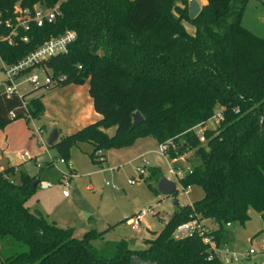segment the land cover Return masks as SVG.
<instances>
[{
    "label": "trees",
    "instance_id": "1",
    "mask_svg": "<svg viewBox=\"0 0 264 264\" xmlns=\"http://www.w3.org/2000/svg\"><path fill=\"white\" fill-rule=\"evenodd\" d=\"M59 1L0 0V12L11 18L17 3L52 7ZM187 1L64 0L54 22L21 32L27 42L0 40L1 59L13 64L51 37L76 33L67 54L43 65L55 77L66 76L51 89L88 82L102 118L57 142L64 159L73 147L88 143L91 160L102 164L104 151L152 137L159 145L169 143L170 159L193 153L179 183L204 191L198 201L179 207L146 249L136 250L126 240L105 241L95 229L77 238L73 229L31 212L27 202L39 177L25 174L16 184L9 179L14 167L0 170V264H223L209 259V247L197 233L176 232L195 219L208 220L216 225L210 235L220 246L233 243L227 224L246 223L251 209L264 222V37L242 24L248 0H202L193 21L185 14ZM184 21L194 24L195 34ZM35 91L0 94V130L18 119L30 122L28 114L43 116L42 96ZM217 108L223 120L201 142L192 129ZM136 112L144 122L134 127Z\"/></svg>",
    "mask_w": 264,
    "mask_h": 264
},
{
    "label": "rangeland",
    "instance_id": "2",
    "mask_svg": "<svg viewBox=\"0 0 264 264\" xmlns=\"http://www.w3.org/2000/svg\"><path fill=\"white\" fill-rule=\"evenodd\" d=\"M197 2L200 5L205 3L202 0ZM185 10L188 15V1ZM174 12L177 15V11ZM242 24L257 36L264 37V0H248ZM184 25L189 33L195 34L196 27L193 23L184 21ZM4 67L5 63L0 57V94L5 93L7 87ZM35 73L41 81L45 80L46 75L41 70L37 69ZM20 89L22 95L32 90L28 83ZM44 92L45 90L35 91L34 96H41ZM219 110L220 108L216 109ZM23 120H16L18 124L15 126L22 124ZM40 120L41 118L32 119L29 122L32 140H10L9 159L12 162L18 161L19 154H26L28 159L18 162L20 164L9 175V179L19 184L26 174L50 183L52 188L49 190L44 191L38 187L27 205L31 212L42 214L49 222H55L64 229H73L77 238H83L86 232L95 229L104 233L105 241L126 240L130 248L144 250L148 247V240L157 236L179 207L193 204L204 196L201 187L184 189L179 183V179L189 171L186 159L193 153L170 159L168 155L163 156L158 152L160 145L152 137L139 139L131 147L104 151L108 161L102 164L91 160L92 147L83 143L71 149L66 164L58 163L53 166L49 163L50 159L58 161L64 157L56 146L48 147L46 144L52 130L42 135V142L39 137L33 136L34 129L42 128ZM114 131L115 129H110L109 135H113ZM7 136L9 135L0 131V168L8 166L9 160H6L4 150ZM74 168L76 171H71ZM140 169L144 170L143 174ZM154 170L157 174L152 176ZM162 177L176 182L177 194L157 193L158 180ZM148 209H152L153 213H148L137 224L128 222L127 218H134ZM249 214L250 219L246 223L233 222L227 227L233 235V250L241 254L264 245L262 216L254 209ZM205 222L209 227H215L208 220ZM181 235L180 229L176 236ZM102 242L96 241L95 244L98 246ZM250 264H254L253 260Z\"/></svg>",
    "mask_w": 264,
    "mask_h": 264
},
{
    "label": "built area",
    "instance_id": "3",
    "mask_svg": "<svg viewBox=\"0 0 264 264\" xmlns=\"http://www.w3.org/2000/svg\"><path fill=\"white\" fill-rule=\"evenodd\" d=\"M62 1L64 0H60L52 7H46L40 4L30 7L17 3L14 6L13 16L11 18H4L0 12V30L2 28L8 30V34H2L0 31V40L8 42L9 45H15L18 40L27 42L29 40L28 36L22 35L21 32H29L32 29V26L42 27L46 23L54 22L62 15ZM76 39V33L72 30H68L63 34L51 37L16 63H5L4 72L7 85L5 93L9 96L17 95L21 97L22 94L20 88L25 83H28L32 89L39 90H50L54 86L61 85L66 80V76L59 75L55 77L53 71L45 67L43 62L53 56L67 54L70 45L74 43ZM37 69L41 70L42 73L46 75L44 81H41L39 75L35 73ZM23 104L26 106V101H24ZM11 117L15 118V113L12 112ZM27 118L32 120L29 114L27 115ZM222 120L223 113L219 110L216 111L209 120L198 124L192 130L200 141L204 142L205 132L209 129H216L221 124ZM33 134L39 137L42 142V135L45 134V130L42 128L34 129ZM159 147L160 149L158 152L163 156L167 155L169 143H162ZM97 154L102 156V151H99ZM24 156L27 155L24 154ZM101 159L104 160L105 158L101 157ZM58 161H55V159L52 158L49 163L53 166H56L58 163H67V160L64 158H60ZM68 165L71 166L70 163ZM38 166L40 167V165ZM71 171H74V169ZM140 173L143 174L144 170L140 169ZM39 188L47 190L52 188V185L48 182H40ZM64 195L67 196V193H64ZM148 213H153V210L148 209L147 211L138 213L134 218H127L128 222L137 224ZM230 224L231 223H228L227 226H230ZM188 226V234L192 235L197 233L202 238L203 242L208 245L210 260L218 259L223 264H250L253 260L254 264H264V245L256 250L250 249L247 253L241 254L234 251L231 244L219 246L214 236L210 235L212 228L206 225L205 221L195 219Z\"/></svg>",
    "mask_w": 264,
    "mask_h": 264
},
{
    "label": "crops",
    "instance_id": "4",
    "mask_svg": "<svg viewBox=\"0 0 264 264\" xmlns=\"http://www.w3.org/2000/svg\"><path fill=\"white\" fill-rule=\"evenodd\" d=\"M89 89L90 86L89 83L87 82L82 85L71 83L50 90H45L44 94L41 95L45 111L40 120L41 121L40 125L42 129L45 130V134L48 132V130L57 129L59 131V139H58L59 141L62 137L74 134L82 130L86 126L95 123L102 118V116L99 113H97L95 110L94 102L89 93ZM23 119L24 118L18 120H23ZM23 121L24 122H21L22 124H19V126H15L18 123L14 121L10 125H8L5 129L0 130L3 131V133L9 135L5 138V142H4L5 143L4 150L6 153L5 158L6 160H9L8 166L7 168H0L1 171L8 169L10 167H14L16 169V166H18V164L28 159V156H24V154H19L18 157L20 159L18 161H13V162L8 157L10 155V153L8 152V149L10 147V140L14 142L32 140V136H31L32 131L29 127L30 124L26 119ZM10 134H12L11 137ZM33 136L37 137L34 134ZM32 158L33 157H29V159ZM107 161L108 160L106 159V162ZM74 171H76L75 168ZM40 182H46V181L40 180ZM211 228L215 229L216 225L214 228L213 227ZM188 231H189V226L181 228V232H182L181 236L188 234Z\"/></svg>",
    "mask_w": 264,
    "mask_h": 264
},
{
    "label": "water",
    "instance_id": "5",
    "mask_svg": "<svg viewBox=\"0 0 264 264\" xmlns=\"http://www.w3.org/2000/svg\"><path fill=\"white\" fill-rule=\"evenodd\" d=\"M201 12V5L197 2V0H189V19L191 21L195 20L197 16ZM144 122V117L140 112H136L134 115L133 126H138ZM59 139V131L57 129L52 130L49 134L46 144L48 147H55ZM38 182H34V188H37ZM157 190L159 193L170 195L173 194L177 190V184L174 181H171L167 178H160L157 184ZM176 205H179L177 201H175Z\"/></svg>",
    "mask_w": 264,
    "mask_h": 264
}]
</instances>
